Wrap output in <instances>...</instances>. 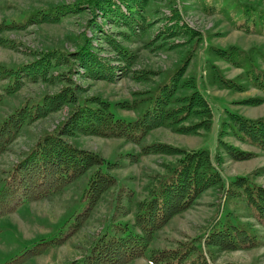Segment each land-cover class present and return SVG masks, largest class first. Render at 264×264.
Here are the masks:
<instances>
[{
    "label": "trees",
    "instance_id": "16d2710c",
    "mask_svg": "<svg viewBox=\"0 0 264 264\" xmlns=\"http://www.w3.org/2000/svg\"><path fill=\"white\" fill-rule=\"evenodd\" d=\"M237 2L241 16H236L235 11L232 12L236 18V26L248 32H264V7L248 0ZM83 5V2L62 3L28 13L24 22L9 23L5 20L0 22V34L6 29L22 28L31 23L59 22L67 14L79 13ZM148 5L149 0H88V8H91L94 16L99 14L103 21L110 20L109 23L118 29L117 32L105 31L94 18L91 23L93 35L89 38L84 36L75 52L47 50L35 53L33 60L16 67L0 65V80L9 81L4 88L6 94L16 92L23 86L25 79L32 82L62 83L56 92L45 93L39 101L25 102L2 119L0 155L8 150L24 126L63 107L67 109V116L62 123L52 132L40 136L28 152L12 166L7 176L2 178L0 217L13 212L21 203L48 197L63 190L80 176L88 175L87 188L82 196V209L70 221L66 233L41 239L5 264L25 263L51 246L60 244L71 231L86 221L102 193L116 184V178L110 171L119 164L108 161L97 151L79 147L70 140L71 137L78 134L94 135L122 138L125 142L140 144L151 130L161 126L180 133H197L211 128V106L198 89L194 77L185 76L202 36L198 30L182 21L179 10L174 6L171 7L170 16L164 18L162 26L144 44L146 47L159 48L167 41L170 43L169 49L186 45L187 48L183 51L185 55L153 89L135 93L137 97L134 102L117 103L121 108L134 110L140 104L145 106L133 120L118 117L111 103L102 97L83 96L81 84L68 75L74 67L83 76L106 81L129 74L137 80L145 78L147 72L136 70L133 66L135 50L125 46L123 41H134L145 35L154 25L147 18ZM97 32L102 40L94 44ZM2 37L0 36V42L6 41ZM177 38L183 39V42L175 41ZM159 41L162 43L155 46ZM208 53L243 69L237 79H227L221 74L219 67L209 60V78H213L223 88L241 90L246 85L260 90L264 95V69L257 64L256 58L264 57L262 52L257 49L242 50L236 46H211ZM242 75L243 78L240 79ZM240 80H243V84ZM3 97V93H0V105ZM263 99L264 97H253L245 101L255 104ZM226 116L228 120L222 122L218 132V149L214 160L207 148L185 150L161 142L143 144L137 153H126L132 161L140 155L150 153L179 156L167 166L164 174L158 175L154 179L156 181L153 180L147 196L135 202L133 222L118 223L110 234L104 233L98 237L81 264H126L143 257L154 233L166 225L174 214L186 209L203 191L214 187L222 188L223 177L215 164L216 160L221 162V151L235 160L253 155V152L241 149L224 137L231 135L241 143L264 151V116L249 118L230 111L226 112ZM223 192L231 200L243 201L250 208L256 223L264 226V185L255 182L248 175L236 176L226 188L223 187ZM118 195L120 199L121 195ZM129 209L116 208V211H122L120 213L126 216ZM227 217L228 215L222 224L212 226L202 238L204 247H209L207 252L211 258L210 247L235 250L264 244L261 233L257 234L252 227L251 230ZM178 245L150 250L149 263L209 264L200 244H195L194 240Z\"/></svg>",
    "mask_w": 264,
    "mask_h": 264
},
{
    "label": "rangeland",
    "instance_id": "374dc122",
    "mask_svg": "<svg viewBox=\"0 0 264 264\" xmlns=\"http://www.w3.org/2000/svg\"><path fill=\"white\" fill-rule=\"evenodd\" d=\"M264 7V0H248ZM83 2L79 13L67 14L56 23H31L22 28L4 30L0 36L6 41L0 42V65L16 67L31 61L34 54L47 50L59 49L73 53L83 37L93 35L92 19L102 25L105 31L117 32L109 21H103L101 15L94 16L88 8V0H0V22H24L28 13L62 3ZM177 8L182 21L201 33L202 41L187 66L185 76H193L197 87L207 99L212 109V124L209 130L197 133H180L169 127H157L151 130L140 144L125 142L122 138L102 137L78 134L70 140L82 148L99 152L110 162L118 163L110 171L116 178V184L102 193L99 201L89 217L76 230L56 246L35 255L22 264H81L94 241L104 233L110 234L118 224L133 222L135 202L147 196L150 185L158 175L164 174L167 166L173 163L178 154L150 153L140 155L132 161L126 153H137L141 145L161 142L185 150L207 148L214 160L217 152V138L222 122L228 120L226 112L239 113L249 118L264 116V99L255 104L245 100L253 97H264L254 88L244 86L241 90L221 87L213 78H209V60L219 67L221 74L227 79H237L242 73L241 67L220 60L208 53L211 46L226 48L236 46L242 50H255L264 54V32L245 31L235 24L241 16L237 0H149L146 7L147 18L154 25L145 35L134 41H123L125 46L135 50L134 68L147 72L145 78L137 80L131 75L119 76L113 81L94 79L83 76L77 68H71L68 74L81 84L83 96H99L108 100L118 117L133 120L145 108H121L118 102H134L135 93L153 89L167 73L169 74L183 58L187 46L169 49L167 41L162 47H146L144 44L155 31L160 28L164 18L170 16L171 7ZM124 9V8H123ZM95 23V22H94ZM91 25V26H89ZM252 27V25H250ZM100 33H96L94 44L101 41ZM171 40V39H170ZM175 41L183 42L177 38ZM171 42V41H170ZM161 41L155 43L159 44ZM185 44V43H184ZM190 45V44H189ZM184 51V52H183ZM187 52V51H186ZM209 54V55H208ZM257 64L264 69V57L257 56ZM243 78V75L240 79ZM243 80L239 82L242 83ZM8 80H0V93L3 101L0 105V123L11 111L25 102L39 101L45 93L52 94L58 90L60 82H32L24 80V84L16 92L6 94L4 88ZM243 84V83H242ZM141 96V95H139ZM67 116L65 107L50 113L44 118L23 127L17 138L7 151L0 155V187L2 178L6 177L12 166L36 143L38 138L55 130ZM241 149L253 152L252 156L235 160L221 151V162L215 164L223 177L226 188L236 176H250L255 182L264 185V151L241 143L233 136L224 137ZM154 180V181H153ZM88 175H83L67 185L63 190L48 197L21 203L11 213L0 217V264L14 258L26 248L41 239H50L66 233L70 221L82 209V196L87 188ZM223 187L209 188L203 191L183 211L174 214L166 225L156 231L152 242L143 257L135 258L126 264H150L149 253L152 249L173 248L178 243L194 240L200 244L209 264L234 262L239 264H264V244L249 249H222L210 247L212 258L204 247L203 237L216 224H222L227 218L239 224L251 227L264 237V226L256 223L250 208L243 201L227 197ZM118 194L121 195L120 199ZM225 195V196H224ZM130 208L126 216L116 211ZM252 230V229H251ZM264 240V238H263Z\"/></svg>",
    "mask_w": 264,
    "mask_h": 264
}]
</instances>
